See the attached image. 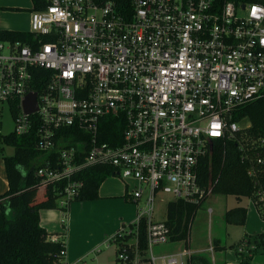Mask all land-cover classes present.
<instances>
[{
	"label": "built area",
	"instance_id": "built-area-1",
	"mask_svg": "<svg viewBox=\"0 0 264 264\" xmlns=\"http://www.w3.org/2000/svg\"><path fill=\"white\" fill-rule=\"evenodd\" d=\"M117 3L43 0L33 8L34 42L0 40V103L18 105L15 134L38 124L45 164L34 175L60 204L78 192L85 167L110 166L124 182L137 209L131 227L114 234L117 264H185L182 254H154L169 240L156 208L206 200L214 181L203 182L201 160L214 140L235 139L234 111L264 94V0ZM28 92L36 110L25 114ZM258 146L264 137L251 151Z\"/></svg>",
	"mask_w": 264,
	"mask_h": 264
},
{
	"label": "trees",
	"instance_id": "trees-1",
	"mask_svg": "<svg viewBox=\"0 0 264 264\" xmlns=\"http://www.w3.org/2000/svg\"><path fill=\"white\" fill-rule=\"evenodd\" d=\"M31 1L33 8L43 6V0ZM117 4L121 5L119 0ZM1 9L3 8L0 7ZM0 40L35 41L29 30L3 28H0ZM18 109V105H10L12 117ZM245 119H248L249 125L241 127L236 132L235 139L213 141L212 151L201 160L200 174L204 183L214 181L213 193L234 195L237 201L242 196L249 197L264 220V148L258 146L252 151L250 149V146L256 144V140L264 137V94L238 107L231 120L240 122ZM37 128L38 124L33 121L28 130L21 134L10 132L1 136L2 143L11 145L13 152L6 155L0 151L8 182L7 190L0 196V264H59L64 258L60 251L65 242L59 238V233L48 232L39 224V209L57 208L66 214L71 201L97 198L101 181L114 173L110 166L101 164L81 169L75 176L82 180L78 192L67 203L60 204L59 197L53 194L52 186L42 185L34 175V170L45 164V160H39L44 153L36 146ZM112 130L118 133L120 128L114 127ZM102 139L109 138L102 136ZM259 156L263 158L262 163L256 160ZM249 170L253 172L249 173ZM37 193L40 196L35 197ZM199 205L182 200L168 203L165 224L169 229L170 241L183 240L187 246L189 224ZM246 213L243 206L229 208L224 213L225 222L242 225L245 223ZM144 233L142 224V248L145 247ZM56 237L58 239L52 240ZM251 241L264 245V231L254 234L251 240L250 235L244 234L230 247L241 253L237 251V247H247ZM217 243L218 240L214 239L212 247L216 249ZM187 264L210 262L202 255H190ZM241 264H248V259H243Z\"/></svg>",
	"mask_w": 264,
	"mask_h": 264
},
{
	"label": "crops",
	"instance_id": "crops-1",
	"mask_svg": "<svg viewBox=\"0 0 264 264\" xmlns=\"http://www.w3.org/2000/svg\"><path fill=\"white\" fill-rule=\"evenodd\" d=\"M2 4L4 3L0 0V7H2ZM1 11L2 10H0V13ZM7 188L8 182L5 175L4 163L0 157V196L7 190ZM38 196H40V194L37 193L35 197ZM130 201V197L125 195V184L123 185L121 181L108 176L99 184L97 198L91 200L71 201L67 207L66 214L57 208L39 209V224L48 232L59 233L61 235L59 238H62L65 242V255L59 264H86L85 257L90 253L99 252L98 248L102 244H113L117 253V245L113 238L114 234L120 226L131 227L136 217L137 208L135 209ZM236 206L240 205L232 207ZM109 208H113L117 213L115 219L108 224L99 222L102 219L104 211ZM211 212L212 209L208 214L210 215ZM251 213H253L252 210H248L249 219L254 217ZM117 216H120V220H117ZM246 219L248 218L246 217ZM1 223L2 214L0 211V224ZM263 231L264 222L255 221L252 227L247 228V231L244 234L250 235L251 240L254 234ZM213 240L214 239L211 240L208 250H210L211 254L217 252L216 256L212 254V259H214V261H212L207 255L193 252L192 250H183L178 253H161L157 255L182 254V259L185 264H187V259L190 255H202L210 262V264H241L243 259H248V264H264V245L260 242L251 241L248 243L247 247L244 245L243 250L239 251L237 248V251L241 252L237 253L234 248H230L229 250L225 249V246H223L217 238V247L216 249L213 248ZM203 250L207 249L205 248ZM115 262L117 263L116 254ZM159 264H161L160 261Z\"/></svg>",
	"mask_w": 264,
	"mask_h": 264
},
{
	"label": "rangeland",
	"instance_id": "rangeland-1",
	"mask_svg": "<svg viewBox=\"0 0 264 264\" xmlns=\"http://www.w3.org/2000/svg\"><path fill=\"white\" fill-rule=\"evenodd\" d=\"M3 9L0 13V27L3 29H18L29 30L30 29V13L32 12L31 0H1ZM14 119L10 112L8 102L0 103V151L6 155H10L13 152L11 145H5L1 141V136L14 132ZM240 127H246L249 125L248 119L242 120L238 123ZM111 177L124 182L117 176L111 175ZM128 202V201H127ZM136 209V204L131 202ZM235 205H242L247 208V218L242 225L228 224L224 221L223 214L226 209ZM211 208L212 212L209 215L208 209ZM166 204L165 202H159L157 205L156 218L164 219L166 217ZM252 210L251 219H249L248 210ZM116 212L113 208L106 209L103 213L102 219L99 222L110 223L115 219ZM120 220V216H117V220ZM255 221L264 222L258 213L255 205L247 196L237 198L234 195H223L210 193L207 199L203 201L197 208L189 224L188 243L187 246L183 240L179 241H166L165 243L153 245L152 249L154 254L161 253H178L183 250H192L200 254L207 255L212 261V254L208 247L212 239H219L220 243L225 246V249L229 250L232 243H236L247 231V228L252 227ZM207 250H203V249ZM99 252L90 253L85 257L86 264H117L115 262V246L111 243L108 245L102 244L99 248ZM224 253V252H222ZM95 258V259H94ZM185 258V257H184ZM159 264V261H156Z\"/></svg>",
	"mask_w": 264,
	"mask_h": 264
},
{
	"label": "water",
	"instance_id": "water-1",
	"mask_svg": "<svg viewBox=\"0 0 264 264\" xmlns=\"http://www.w3.org/2000/svg\"><path fill=\"white\" fill-rule=\"evenodd\" d=\"M36 93L28 92L21 101V106L25 114H30L36 110Z\"/></svg>",
	"mask_w": 264,
	"mask_h": 264
}]
</instances>
